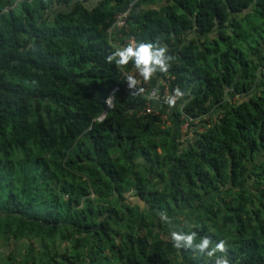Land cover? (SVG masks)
<instances>
[{
  "label": "trees",
  "instance_id": "obj_1",
  "mask_svg": "<svg viewBox=\"0 0 264 264\" xmlns=\"http://www.w3.org/2000/svg\"><path fill=\"white\" fill-rule=\"evenodd\" d=\"M131 37L190 92L170 126L105 59ZM218 256L264 264V0H0V264Z\"/></svg>",
  "mask_w": 264,
  "mask_h": 264
},
{
  "label": "clouds",
  "instance_id": "obj_2",
  "mask_svg": "<svg viewBox=\"0 0 264 264\" xmlns=\"http://www.w3.org/2000/svg\"><path fill=\"white\" fill-rule=\"evenodd\" d=\"M167 48L164 45L156 47L155 43L152 41H139L135 43L127 44L123 47H115L114 51L111 52L105 59L107 61H113L115 65L119 68L121 66L128 65L131 61L132 67L143 77L144 80H149L154 72L158 70L160 72H165L168 68V65L164 62L168 57L165 56ZM125 79L129 88L135 87V79L131 75H126ZM174 94L168 96L165 102L168 105H172L175 99L182 95L178 88L173 90ZM163 219V218H162ZM194 233L185 234L182 231L172 230L170 233L171 241L173 247L180 248L181 242H184V246L187 247L191 244ZM210 243V238L204 237L201 238L197 247L200 249H205ZM224 241L219 240L215 243L214 249L212 251H223ZM212 251L209 252V255L212 254ZM215 264H229V261L222 256L216 258Z\"/></svg>",
  "mask_w": 264,
  "mask_h": 264
},
{
  "label": "built area",
  "instance_id": "obj_3",
  "mask_svg": "<svg viewBox=\"0 0 264 264\" xmlns=\"http://www.w3.org/2000/svg\"><path fill=\"white\" fill-rule=\"evenodd\" d=\"M5 9H8L5 8ZM128 10L120 12L117 15L116 23L119 26H127V16H128ZM129 43H135L134 38L128 39ZM131 75L134 77L136 83L135 87L139 93L144 94L146 97L145 103L141 107V113H150L152 115L161 117L165 124H167V120L170 122L171 118L169 114L172 112L171 110L176 108L183 109L184 105L187 103V101L190 98V92L183 90L179 84H173L172 80L175 78L174 75L167 74L166 77L160 78V80L157 83H152L151 79L144 80L142 76L139 75V73L136 72V70L132 67L130 69L123 70V76ZM178 88L180 92L182 93L181 96L177 97L174 101V103L170 106L168 105L165 100L168 96H171L174 94L173 90ZM114 90L111 91V96H109V103L108 105L111 106L112 101V95ZM229 94V93H228ZM227 94V95H228ZM226 95V96H227ZM225 96V97H226ZM226 99L228 101L235 102L234 96H227ZM225 99V100H226ZM226 100V101H227ZM105 112L102 113L101 116L98 117L99 120H101L105 116ZM223 110L222 109H216L211 110L201 117L203 120H205L207 123H210L212 121L217 120L220 116H222ZM181 118L184 120L181 122L180 130L182 133V138L184 134L188 131V127L190 124V121L198 122L199 118H192L186 114H181ZM199 129H204V126H199Z\"/></svg>",
  "mask_w": 264,
  "mask_h": 264
},
{
  "label": "rangeland",
  "instance_id": "obj_4",
  "mask_svg": "<svg viewBox=\"0 0 264 264\" xmlns=\"http://www.w3.org/2000/svg\"><path fill=\"white\" fill-rule=\"evenodd\" d=\"M239 96H240V95L235 94V95H234V101H236V100L239 98ZM167 125L170 126V125H171V121L169 122V121L167 120ZM162 127L164 128V127H167V126H166L165 124H163Z\"/></svg>",
  "mask_w": 264,
  "mask_h": 264
}]
</instances>
